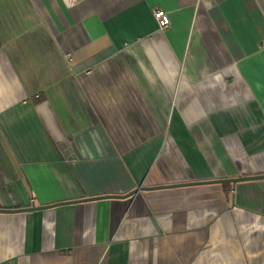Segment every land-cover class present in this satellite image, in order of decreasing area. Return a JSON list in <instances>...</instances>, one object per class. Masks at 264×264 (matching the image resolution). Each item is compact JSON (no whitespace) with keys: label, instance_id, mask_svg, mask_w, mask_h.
Here are the masks:
<instances>
[{"label":"crops","instance_id":"1","mask_svg":"<svg viewBox=\"0 0 264 264\" xmlns=\"http://www.w3.org/2000/svg\"><path fill=\"white\" fill-rule=\"evenodd\" d=\"M263 41L264 0H0V208L81 200L0 212V264H264V179L99 199L264 175Z\"/></svg>","mask_w":264,"mask_h":264},{"label":"water","instance_id":"2","mask_svg":"<svg viewBox=\"0 0 264 264\" xmlns=\"http://www.w3.org/2000/svg\"><path fill=\"white\" fill-rule=\"evenodd\" d=\"M256 179H264V175H252L250 177H246V176H243V177H238V178H225V179H212L211 181H207V180H203V181H198V182H184V184H180V183H173L171 185H158V186H144V187H141V188H136L134 190L131 191V193L127 194V195H118V196H112V195H106L104 196L103 198H99V197H93L91 199H104V198H113V199H118V198H131V196H135V194H137L138 192H144L145 190H152V191H156L158 189H162V188H166V189H171V188H175V187H185V186H190V185H193V186H198L200 184H206V185H211V184H214V183H220L221 185L225 184V183H232L233 185H236L239 181H252V180H256ZM91 199H82L83 200H86V201H91ZM77 201H81V200H77ZM77 201H64V203H55V204H51V206H45V205H42V206H30V207H24L23 209H18V208H15V209H10V210H5L3 208H0V212H5V213H10V212H18V213H24V211H37L39 209H48V208H51V207H54V206H62L64 205L65 203H76Z\"/></svg>","mask_w":264,"mask_h":264},{"label":"built area","instance_id":"3","mask_svg":"<svg viewBox=\"0 0 264 264\" xmlns=\"http://www.w3.org/2000/svg\"><path fill=\"white\" fill-rule=\"evenodd\" d=\"M154 16L158 20V24L160 29H165L169 25L170 19H168L165 12H163L160 8L154 10ZM264 42V41H263ZM69 57V55H68Z\"/></svg>","mask_w":264,"mask_h":264},{"label":"trees","instance_id":"4","mask_svg":"<svg viewBox=\"0 0 264 264\" xmlns=\"http://www.w3.org/2000/svg\"><path fill=\"white\" fill-rule=\"evenodd\" d=\"M231 183H225L223 186L226 187V186H230Z\"/></svg>","mask_w":264,"mask_h":264}]
</instances>
